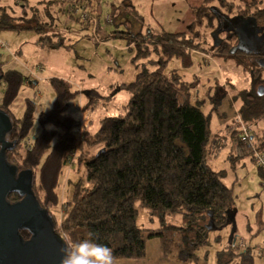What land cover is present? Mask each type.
<instances>
[{
    "label": "trees",
    "instance_id": "16d2710c",
    "mask_svg": "<svg viewBox=\"0 0 264 264\" xmlns=\"http://www.w3.org/2000/svg\"><path fill=\"white\" fill-rule=\"evenodd\" d=\"M66 1L75 10L77 6L85 7V0ZM262 2L204 0L189 32H139L130 36L131 44L138 46L135 60L147 58L155 50L160 53L158 66L153 71L139 72L130 83L112 87L106 96L108 100L114 99L124 86L130 93L129 101L123 114L102 118L95 132L68 113L75 93L61 78L52 79L57 96L53 107L39 115L42 131L38 135L26 139L33 125L30 113L17 120L22 125L17 130L20 142L13 149V164L33 169L38 200L49 210L57 232L65 241L92 238L109 247L116 259L141 260L147 255L148 240L157 237L165 256L199 264L198 251L210 243V232L231 225L228 211L236 208L235 200L232 189L223 181L225 171L216 170L209 163L211 127L202 102L192 101L189 84L176 69L169 72L167 64L173 57H180L189 65L192 53L209 54L200 38V26L205 20L210 25L213 18L224 14L227 22L232 21L238 8L264 26ZM16 19L5 11L0 18V30L35 27ZM53 39L47 35L39 41L44 45L57 44ZM237 43L235 36L223 43L220 40L212 54L236 58L252 74L255 83L264 81L261 76L264 65L252 61L258 56L230 53ZM12 74L10 69L5 74L7 82ZM93 93L96 95L88 94L89 105L94 107L100 95L97 91ZM244 100L241 110L246 121L264 118V94L251 93ZM1 101L9 109L5 99ZM231 130L240 133L238 123ZM232 142L236 150L231 156L233 162L250 158L257 164L264 185V167L258 165L255 155V150L264 152V139L256 141L251 135L245 141L236 135ZM96 148L100 150L94 152ZM67 168L73 169L77 177L68 175L72 199L61 202V177ZM19 197L13 193V201ZM137 201L149 208L152 219L161 221V227L148 236L137 224ZM60 203L64 212L58 219L53 211ZM175 214L181 215V225L167 223L168 215ZM21 235L25 240L31 237L25 230ZM215 239L221 241V235ZM217 264H253V253L250 248L236 252L230 243L217 252Z\"/></svg>",
    "mask_w": 264,
    "mask_h": 264
},
{
    "label": "rangeland",
    "instance_id": "374dc122",
    "mask_svg": "<svg viewBox=\"0 0 264 264\" xmlns=\"http://www.w3.org/2000/svg\"><path fill=\"white\" fill-rule=\"evenodd\" d=\"M134 2L145 15L144 19L155 24V16L160 12L158 4L153 5L147 0H134ZM84 3L86 8L75 10L66 0H0V18L6 11L17 18L18 22L36 27V29L33 27L0 30V63L6 70H13L10 82H4L3 87L7 90L3 100L5 99L9 104V109L16 119L23 118L26 113L32 115L33 125L26 139L31 140L34 135L42 131L39 115L50 110L54 105L57 90L52 79L61 78L69 83L75 95L70 100L68 113L82 126L95 132L99 129L102 118L123 114L129 101L130 93L124 86L114 99L108 100L106 96L112 87L130 83L136 79L139 72L153 71L158 66L160 53L155 50H152L147 58H136L137 60L134 58L138 46L131 44L130 36L138 32L148 34L149 29L144 22L141 23L132 14L130 6H121L116 0H85ZM260 5L264 6V0ZM236 10L234 14H241L240 9L236 8ZM163 17L166 28L172 30L170 32H175L177 27L174 18L168 13H164ZM226 17L227 15L222 14L217 19L213 18L210 25H207L209 21L205 20L200 26L202 33L200 38L204 46L208 47L209 54L192 53V63L189 65H186L180 57H173L167 64L169 72L176 69L181 79L189 84L192 101L202 102L201 105L210 121L211 152L214 148L216 150L220 148L221 143L216 139V132L226 131L229 126L237 122L238 118L249 125V122H253L251 134L254 140L264 139V118L248 122L241 110L244 99L249 98L251 93H258L260 86L263 87L264 94V81L255 83L252 74L242 63L239 64L236 58L225 55L215 57L212 54L214 45L218 44L216 40L229 38L233 34L230 30L226 31L230 26V24L226 25L228 23ZM173 24L175 28L170 26ZM47 35L52 36L57 44H42L39 39L46 38ZM130 46L133 48L130 49ZM253 58L252 61L256 64L259 65L257 61L261 60L264 65V56L255 57L258 58H254L255 60ZM261 76L264 80V72ZM30 80H33V83ZM94 91L100 96L97 97L98 104L93 107L89 105L88 93L92 92L96 95ZM239 125L238 123V127ZM226 134L230 139L227 145L218 156H211L210 152L208 159L213 168L228 173L226 183L232 189L235 207L238 210L237 233L230 240L232 225L211 231L210 243L198 251L201 256L200 264H217V252L230 243L235 246L236 252L245 251L246 246L242 241L245 238L247 240L258 238L254 244L264 245L262 222L264 185L261 173L257 164L250 158L233 162L231 156L235 152L231 134ZM234 134L240 135L239 132ZM99 150L100 148H96L94 152ZM68 168L61 177L59 189L61 202L72 199L73 187L67 183L68 175L74 179L77 177L73 169ZM136 207L137 224L143 229L145 236L161 227L158 218H151L148 207L138 201ZM53 212L57 214L58 219H61L64 212L61 203ZM182 222L180 214L167 217V223L181 225ZM249 223L262 233L260 237L250 234ZM216 235H221V241L215 239ZM158 249H161L160 240L153 237L148 240L145 259L115 258V264H160L162 262L155 261L154 252Z\"/></svg>",
    "mask_w": 264,
    "mask_h": 264
},
{
    "label": "water",
    "instance_id": "95a60500",
    "mask_svg": "<svg viewBox=\"0 0 264 264\" xmlns=\"http://www.w3.org/2000/svg\"><path fill=\"white\" fill-rule=\"evenodd\" d=\"M244 22L237 33L238 44L231 53L238 51L258 55L254 47V38L259 36L258 24L253 19L254 26L247 27ZM3 76L0 74V80ZM37 83V81H35ZM259 94H263L260 86ZM11 114L0 109V264H60V248L65 245V238L57 232L53 217L44 208L34 189L35 173L31 168L20 169L11 165L6 159V149H15L19 143L6 141V132L12 131ZM18 194L21 199L11 201L9 195ZM237 208L228 211V223L232 225L230 240L234 238L236 228ZM28 231L31 237L25 240L21 231Z\"/></svg>",
    "mask_w": 264,
    "mask_h": 264
},
{
    "label": "crops",
    "instance_id": "0c3cea01",
    "mask_svg": "<svg viewBox=\"0 0 264 264\" xmlns=\"http://www.w3.org/2000/svg\"><path fill=\"white\" fill-rule=\"evenodd\" d=\"M116 1L121 6L125 5V4H123L124 1H127L128 3H130V4H128V6H130V8H131L132 14L135 15V17L137 18L138 21H140L141 23L144 22L147 25L149 32H152L154 34H158L160 32L163 33V32L172 31V30H168L166 28V25L164 24V21H163L164 20V17H163L164 13H168L175 20L174 24H175V27H177V30H175V32H172V33L189 32V29L195 20L197 8L200 7L204 2V0H147V2L151 1V3L153 5L158 4V6H159L158 9L160 12H158L157 16H155V24H152V23L147 22L146 19H144L145 15H143L140 12V10L137 8L134 0H116ZM91 5H93L92 1H91ZM79 8L80 9L86 8V4H85V7L77 6V9H79ZM117 9L119 10V8H117ZM133 9L139 13V15L141 16L142 19H140L139 16H136V13ZM124 13H126V12H124ZM153 13H154V11H153ZM121 18H123V16ZM174 24L170 25V26L174 27ZM185 29H187V30H185ZM206 56H208V55H206ZM249 123H250V125L248 123L247 124L252 128L253 122H249ZM231 129H232V126H229L226 131L216 132L217 133L216 139L218 141H220L221 144H220V148L218 150H216V148L213 149V151L211 152V156H218L221 153V151L223 150V148L227 145V143L230 139L226 133L231 134V140L233 138H236V135L233 134L235 132L232 131ZM232 145H233V142H232ZM234 152H236L235 149H234ZM227 174L225 173V177L223 178V181L225 182V184L228 187H230V185L226 183ZM262 222L264 223V219L262 220ZM248 230H249L250 234H256L257 237L259 235L261 236V234H262L259 230H258L259 231L258 232L253 226H251L250 223L248 224ZM245 239H242V241L244 243L243 245L246 246V248L251 249V251L253 253V264H264V245L261 246V245H259V243L254 244V242L256 240H258V238L250 239V240H247V239L245 240ZM242 249H245V248H242ZM154 253H155V261L158 260L157 261L158 263L162 262L160 264H187V263H184L180 260H177L176 258H170V257L165 256L164 252L162 250V247L160 250L158 249ZM257 258H258V260H257ZM237 260H239V258H237ZM157 262H155V263H157ZM199 264H200V261H199Z\"/></svg>",
    "mask_w": 264,
    "mask_h": 264
},
{
    "label": "flooded vegetation",
    "instance_id": "af4514ba",
    "mask_svg": "<svg viewBox=\"0 0 264 264\" xmlns=\"http://www.w3.org/2000/svg\"><path fill=\"white\" fill-rule=\"evenodd\" d=\"M72 1H74V0H72ZM246 19H249V20L246 21L245 24L247 25V27L252 28L254 26V22H253L251 15H246L244 13H241V14H234L232 16V21L229 20L230 23L228 22V24H230V26H229V28H226V31L230 30V32L233 33L229 37L235 36L238 39V36H237L238 30L242 26H244V22ZM228 24H226V25H228ZM257 28L259 29L258 30L259 36H256V38H254V40H253L254 41V47H255V49H257L260 52V55H258V56H264V26L258 24ZM218 40L219 41L222 40V43H223L226 39L220 38ZM218 40H216L217 43H219ZM236 45H234V47ZM259 62H261V60H259ZM7 72H8V70H6L4 65L0 63V74L3 76L0 80V109L7 110L11 114L12 123L14 124V129H12V131L6 132L4 139L8 142L9 141L13 142V141H16L19 139L20 134H18L17 130L21 129L20 127H21L22 123L20 121H17L18 119H16L14 117L13 112L10 109H7L2 105L3 103L1 100L3 99V95L6 93V87H3L4 82H6V79L4 78V76ZM258 94H259V92H258ZM259 95H262V94H259ZM5 137H7V138H5ZM2 148H3V144L0 143V151L2 150ZM5 154H6L7 161H9V163L11 165H13V148H7ZM19 168L22 169L21 167H19ZM9 199L13 202V193L9 195ZM19 199H20V197H19ZM19 199H17V200H19Z\"/></svg>",
    "mask_w": 264,
    "mask_h": 264
},
{
    "label": "clouds",
    "instance_id": "9594fccd",
    "mask_svg": "<svg viewBox=\"0 0 264 264\" xmlns=\"http://www.w3.org/2000/svg\"><path fill=\"white\" fill-rule=\"evenodd\" d=\"M59 251L60 264H115L112 250L92 238L72 243L65 241Z\"/></svg>",
    "mask_w": 264,
    "mask_h": 264
},
{
    "label": "built area",
    "instance_id": "2783aa9c",
    "mask_svg": "<svg viewBox=\"0 0 264 264\" xmlns=\"http://www.w3.org/2000/svg\"><path fill=\"white\" fill-rule=\"evenodd\" d=\"M237 123H239V129H240V136L243 140L248 141V139L251 137V127L247 125L245 122H243L241 119L239 121L237 120ZM255 155L257 159V163L260 166L264 167V152H258L255 150Z\"/></svg>",
    "mask_w": 264,
    "mask_h": 264
}]
</instances>
